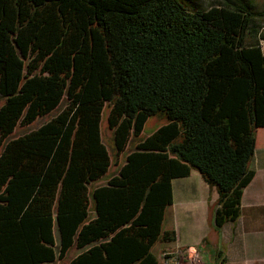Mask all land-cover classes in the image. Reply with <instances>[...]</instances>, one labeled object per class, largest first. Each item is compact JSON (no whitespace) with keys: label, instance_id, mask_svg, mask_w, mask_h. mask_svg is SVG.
I'll use <instances>...</instances> for the list:
<instances>
[{"label":"trees","instance_id":"1","mask_svg":"<svg viewBox=\"0 0 264 264\" xmlns=\"http://www.w3.org/2000/svg\"><path fill=\"white\" fill-rule=\"evenodd\" d=\"M192 1L0 0V264H162L173 179L193 169L216 228L240 218L264 7Z\"/></svg>","mask_w":264,"mask_h":264},{"label":"rangeland","instance_id":"2","mask_svg":"<svg viewBox=\"0 0 264 264\" xmlns=\"http://www.w3.org/2000/svg\"><path fill=\"white\" fill-rule=\"evenodd\" d=\"M184 5L190 10H195L197 7L193 5L192 0H182ZM205 7L209 8L216 0H201ZM258 8L264 7V0H255ZM262 29L264 28V18L260 19ZM108 107L105 111V117L102 121V126L106 129V115ZM169 122L166 113L149 118L145 124L143 136L152 134L160 125ZM20 130L18 133H22ZM106 139L111 142V134L106 132ZM180 135L177 140H181ZM258 155L264 152V128L258 132ZM252 166V165H251ZM203 183V184H202ZM209 184L204 182L201 173L193 169L192 175L187 178L180 177L175 180V200L176 203L172 205L167 212V219L163 225L165 229H176L179 235V240L173 242H158L155 246V252L160 256V260L164 258V252H175L181 250L180 253L188 260L184 247L192 245L199 249L203 254L210 256L211 262L216 264V257L214 255V246L219 243V237L215 221L214 213V192L208 188ZM217 191V190H216ZM216 197L218 191L215 192ZM181 247V248H179ZM177 248V250H176ZM71 254H76L78 251H71Z\"/></svg>","mask_w":264,"mask_h":264},{"label":"crops","instance_id":"3","mask_svg":"<svg viewBox=\"0 0 264 264\" xmlns=\"http://www.w3.org/2000/svg\"><path fill=\"white\" fill-rule=\"evenodd\" d=\"M257 151L258 149L251 162L256 175L243 193L240 218L235 222L229 221L221 229H217L219 243L214 246L216 264H264V152L258 155ZM176 179L178 178L173 179L174 203H176ZM208 188L214 192L215 205L218 199V194L216 197L215 193L217 189L210 186ZM175 231L178 241L179 235L176 229ZM183 249L188 258L187 261L211 262L209 254H203L192 245H187Z\"/></svg>","mask_w":264,"mask_h":264},{"label":"built area","instance_id":"4","mask_svg":"<svg viewBox=\"0 0 264 264\" xmlns=\"http://www.w3.org/2000/svg\"><path fill=\"white\" fill-rule=\"evenodd\" d=\"M163 256L164 258L161 260L162 264H213L208 261H185L186 258L180 253V251L164 252Z\"/></svg>","mask_w":264,"mask_h":264}]
</instances>
